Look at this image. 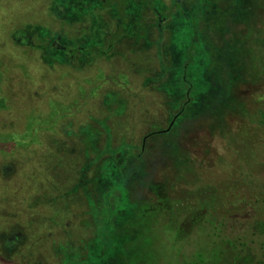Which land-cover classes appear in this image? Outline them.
Masks as SVG:
<instances>
[{
  "label": "rangeland",
  "instance_id": "obj_1",
  "mask_svg": "<svg viewBox=\"0 0 264 264\" xmlns=\"http://www.w3.org/2000/svg\"><path fill=\"white\" fill-rule=\"evenodd\" d=\"M262 204L264 0H0V264H264Z\"/></svg>",
  "mask_w": 264,
  "mask_h": 264
},
{
  "label": "trees",
  "instance_id": "obj_2",
  "mask_svg": "<svg viewBox=\"0 0 264 264\" xmlns=\"http://www.w3.org/2000/svg\"><path fill=\"white\" fill-rule=\"evenodd\" d=\"M73 1H74V0H73ZM75 1H76V0H75ZM263 205H264V204H262V205L260 206V208L262 207L263 209L261 208V209L259 210V213H260L262 216H264V206H263Z\"/></svg>",
  "mask_w": 264,
  "mask_h": 264
}]
</instances>
